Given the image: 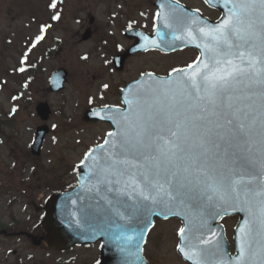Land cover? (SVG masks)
Masks as SVG:
<instances>
[{
    "label": "snow or ice",
    "instance_id": "obj_1",
    "mask_svg": "<svg viewBox=\"0 0 264 264\" xmlns=\"http://www.w3.org/2000/svg\"><path fill=\"white\" fill-rule=\"evenodd\" d=\"M205 3L227 9L218 23L170 0L168 11L156 14V37L137 33L145 50L160 48L170 35L200 53L168 78L143 74L152 83L129 89L126 110L105 105L97 112L116 130L85 154L87 190L114 217L107 229L93 228L91 238L115 242L137 264H144L141 245L156 214L183 218L178 250L193 264H264V0ZM49 6L56 9L57 0ZM47 27L31 48L45 39ZM27 62L25 52L17 71L25 72ZM229 209L245 213L235 257L210 223Z\"/></svg>",
    "mask_w": 264,
    "mask_h": 264
},
{
    "label": "rangeland",
    "instance_id": "obj_2",
    "mask_svg": "<svg viewBox=\"0 0 264 264\" xmlns=\"http://www.w3.org/2000/svg\"><path fill=\"white\" fill-rule=\"evenodd\" d=\"M51 2L0 0V226L4 227H14L15 221L31 217L37 220L36 207L51 191L73 184L77 165L86 152L103 142L110 125L84 118L87 109L100 103L98 93L103 84L129 80L149 67L166 72L170 66L183 65L195 57L194 53L178 54L161 58L162 65H155L146 56L127 65L124 72L107 74L103 63L108 58L101 55L98 42L74 44L70 40V47L62 49L67 31L71 34L79 27L85 0H57L56 9L49 6ZM102 8L97 6L91 13L98 14ZM57 13L60 19L53 20ZM42 25H50L45 39L31 48ZM25 52L27 70L20 73L17 69ZM60 66L69 70L68 81L60 92H51L49 77ZM43 101L51 105L52 113L42 121L36 105ZM43 124L49 131L41 153L34 155L31 146L36 128ZM1 237V247L7 249L8 242L3 245L5 237ZM170 256L165 245L164 264H169ZM7 260H11L10 255Z\"/></svg>",
    "mask_w": 264,
    "mask_h": 264
},
{
    "label": "flooded vegetation",
    "instance_id": "obj_3",
    "mask_svg": "<svg viewBox=\"0 0 264 264\" xmlns=\"http://www.w3.org/2000/svg\"><path fill=\"white\" fill-rule=\"evenodd\" d=\"M169 2L170 0H85L82 10L83 15L78 21L79 27L71 34L67 31L62 49L70 47V40L74 44L88 41L98 42V47L103 52L101 55L108 58L103 63L107 74L124 72L127 65L146 56L151 57L148 60L149 62L162 65L161 58L169 59L170 56L178 54L194 53L193 61L199 53L196 48L190 46L169 52L159 48H150L129 53L144 43L137 33L148 36L156 35V14L166 13ZM178 3L182 9L193 14H196V10L199 9L198 14L200 17L211 24L218 21L224 15L223 11L226 9L221 4L212 6L205 3V0H178ZM100 5H103L102 11L98 14H92L91 12ZM78 55L83 56L81 52ZM192 61H188L183 65H172L166 72H161L159 69L152 67L144 68L137 76L129 80L119 79L113 83H108V89H104L103 84L98 93L100 103L90 108L104 107L105 105L122 106L121 91L129 82L138 79L145 73L168 75L173 68H184ZM145 65L148 66V62H145ZM58 68H65L69 77V70L65 66ZM93 80H96L95 76ZM103 100L105 101L102 102ZM36 208L37 220L31 217L27 221H15L13 223L14 227L0 226L4 228V230H0V234L5 237L3 245L8 242L7 249L2 247L0 264L102 263L104 256L103 241L80 243L66 249L41 241L46 234L41 224L44 212L43 205H38ZM239 220L240 214L236 212V214L225 216L220 221L231 253L235 250V229ZM181 226H183V220L180 218L164 219L156 217L147 234L146 243L143 245L141 255L143 262L145 264H164L162 257L166 245L171 254L167 259L169 264H190L178 251L180 238L177 236V229ZM23 240L25 241L22 242ZM9 255L11 260L5 261ZM108 255L110 256V253Z\"/></svg>",
    "mask_w": 264,
    "mask_h": 264
},
{
    "label": "water",
    "instance_id": "obj_4",
    "mask_svg": "<svg viewBox=\"0 0 264 264\" xmlns=\"http://www.w3.org/2000/svg\"><path fill=\"white\" fill-rule=\"evenodd\" d=\"M161 12L163 13L164 11ZM226 12L227 9L224 10V15L226 14ZM161 31H163L162 28ZM149 37L155 38L156 35ZM165 40L168 43H162L159 49L166 52L174 51L176 49L187 46L197 48L193 44H185L179 40L172 42L170 35L165 37ZM169 44H171V46H169ZM136 50H145V49L141 47H136L129 53H132ZM198 50L200 52V49ZM67 74H68L67 71L64 69H59L54 71L51 76L50 89L52 91H60L61 89H63L64 84L67 80ZM154 77L160 79L168 78V76H159L156 74H154ZM140 81H144L146 83H152V80H150L148 77L144 75L140 77L138 80L131 82L121 93L123 101L125 97L131 98L129 96V89L135 87L137 85V82ZM124 105L125 108H119V109L126 110L127 105L125 103ZM102 109L103 108L93 109L87 112L86 117L88 119H99V120L108 121L112 124L113 127L111 132L115 131L116 130L115 123H113L111 120L108 119H102L101 116L96 115V113L100 112ZM37 112L43 120H47L51 113V108L47 102H41L37 105ZM48 131L49 128L44 125L39 126L37 128L36 138L32 145L33 154L39 155L41 153L42 145ZM106 139H108V136L106 137ZM93 148H96V146ZM78 180L79 182L74 189L63 193L52 194L46 199L44 205L45 214L42 221V225L47 235L44 236L41 240L46 241L50 245L58 246L61 249L69 248L78 243L97 242L99 240H102L104 256L101 264H111V263L137 264L136 258L134 256H129L126 253H122L117 247L115 242H112L110 240H107L105 237H100V236H97L95 239L91 238L93 228L98 229L100 226H103L105 227V229H107L111 220L114 217L111 211L109 210V207L107 206L106 202L103 199H101L100 196H98L94 191L90 192L87 190L91 186L90 183L91 172H90V162L86 159V157H84L83 161L78 165ZM85 209L87 210L88 213L87 217L85 216ZM236 212H239L240 214V221L235 230L234 254L230 253L229 245L226 244L227 242L223 236V230L221 226L217 224V222L221 219L212 220L210 222L211 227L214 228L218 233L222 234L225 249L227 250L228 254L231 257H235L239 253V242L237 240L238 229L240 225L243 223V220L245 218V213L240 211H233L229 209L228 213L226 214V215L235 214ZM155 217L163 218V216L159 214L153 215L151 217L152 222H154ZM169 217H172V215H170ZM77 221H79L80 223H77ZM139 227H143V225H139ZM148 232L149 231L145 233V239ZM143 245L144 243H142L141 246L143 247ZM108 253H110V256L108 255ZM111 254H113V256H111ZM183 257L187 260V258L184 255ZM189 262L193 264L192 261Z\"/></svg>",
    "mask_w": 264,
    "mask_h": 264
}]
</instances>
